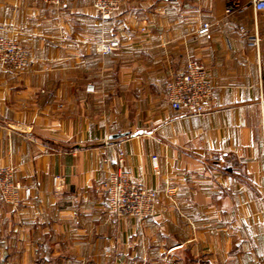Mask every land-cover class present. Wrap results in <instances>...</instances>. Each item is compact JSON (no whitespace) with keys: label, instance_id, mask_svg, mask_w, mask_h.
I'll return each instance as SVG.
<instances>
[{"label":"crops","instance_id":"1","mask_svg":"<svg viewBox=\"0 0 264 264\" xmlns=\"http://www.w3.org/2000/svg\"><path fill=\"white\" fill-rule=\"evenodd\" d=\"M93 4L0 0V37L32 58L23 75L0 69V168L33 188L17 208L0 195V264H264V11L125 0L103 20ZM114 39L117 54L98 53ZM190 60L214 86L199 117L167 101ZM118 149L134 180L173 189L148 221L108 214Z\"/></svg>","mask_w":264,"mask_h":264},{"label":"built area","instance_id":"2","mask_svg":"<svg viewBox=\"0 0 264 264\" xmlns=\"http://www.w3.org/2000/svg\"><path fill=\"white\" fill-rule=\"evenodd\" d=\"M49 5L60 7L62 0H45ZM125 0H94L93 7L103 20L117 17L123 11ZM251 6L255 11H264V0H225V15L231 16L244 11ZM145 30V29H143ZM211 24L203 23L198 31L199 37L210 34ZM242 31L243 28H242ZM119 40H102L96 44V50L104 57H110L119 52ZM30 52L22 47L14 38L0 37V69L10 71L15 75L27 73L31 67ZM87 90L94 91L90 85ZM214 86L209 79L205 65L190 60L183 71L171 76L167 83V101L176 113L199 117L205 114L206 106L210 103ZM264 123V101L261 104ZM243 125L245 122L243 121ZM125 154L117 150L118 169L111 171L103 182V189L108 199V214L115 219L134 218L140 222L150 220L155 216L156 204L161 194L172 202L173 189L165 188L157 191L146 187L134 180L131 173L124 169ZM154 167L157 168V157H153ZM17 168L9 165L0 168V195L6 205L19 207L23 201H29L33 196V188L24 187L16 178ZM59 178L54 179L58 186ZM106 251H111L108 247ZM264 263V257L262 259Z\"/></svg>","mask_w":264,"mask_h":264},{"label":"water","instance_id":"3","mask_svg":"<svg viewBox=\"0 0 264 264\" xmlns=\"http://www.w3.org/2000/svg\"><path fill=\"white\" fill-rule=\"evenodd\" d=\"M119 137H121V136H119V135H115V137H114V138H119Z\"/></svg>","mask_w":264,"mask_h":264},{"label":"rangeland","instance_id":"4","mask_svg":"<svg viewBox=\"0 0 264 264\" xmlns=\"http://www.w3.org/2000/svg\"><path fill=\"white\" fill-rule=\"evenodd\" d=\"M3 201V200H2ZM171 201V200H170ZM4 203V202H3Z\"/></svg>","mask_w":264,"mask_h":264}]
</instances>
